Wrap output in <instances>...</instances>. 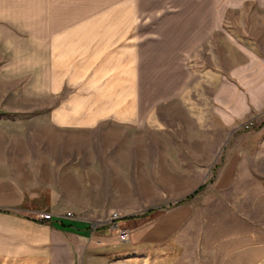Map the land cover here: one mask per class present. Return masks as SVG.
Masks as SVG:
<instances>
[{
	"label": "rangeland",
	"instance_id": "obj_1",
	"mask_svg": "<svg viewBox=\"0 0 264 264\" xmlns=\"http://www.w3.org/2000/svg\"><path fill=\"white\" fill-rule=\"evenodd\" d=\"M2 53L0 159L34 117V222H61L34 227V264H264V112L224 127L171 102L162 128H52Z\"/></svg>",
	"mask_w": 264,
	"mask_h": 264
},
{
	"label": "crops",
	"instance_id": "obj_2",
	"mask_svg": "<svg viewBox=\"0 0 264 264\" xmlns=\"http://www.w3.org/2000/svg\"><path fill=\"white\" fill-rule=\"evenodd\" d=\"M0 50L52 128H162L171 102L224 127L264 112V0H0ZM20 123L0 159V264H34V227L61 225L34 222V117Z\"/></svg>",
	"mask_w": 264,
	"mask_h": 264
},
{
	"label": "built area",
	"instance_id": "obj_3",
	"mask_svg": "<svg viewBox=\"0 0 264 264\" xmlns=\"http://www.w3.org/2000/svg\"><path fill=\"white\" fill-rule=\"evenodd\" d=\"M42 218L46 219V220H53L56 219L53 215H49V214H42ZM113 229H116V226H113ZM118 238L121 241H124L128 238V232L125 229L120 230L119 229V234H118Z\"/></svg>",
	"mask_w": 264,
	"mask_h": 264
}]
</instances>
